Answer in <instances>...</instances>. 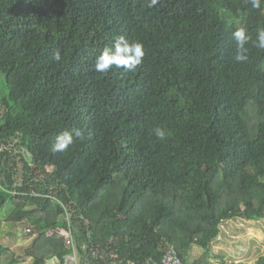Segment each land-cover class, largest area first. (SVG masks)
I'll list each match as a JSON object with an SVG mask.
<instances>
[{
    "label": "trees",
    "instance_id": "obj_1",
    "mask_svg": "<svg viewBox=\"0 0 264 264\" xmlns=\"http://www.w3.org/2000/svg\"><path fill=\"white\" fill-rule=\"evenodd\" d=\"M149 3L0 0V211L10 203V222L38 226L18 251L0 242V264H66L63 230L81 264H160L170 245L183 264H227L213 261L222 225L264 222V50L253 44L264 3ZM239 27L251 36L244 62L232 58ZM120 35L143 44V63L95 72ZM73 129L83 139L53 153Z\"/></svg>",
    "mask_w": 264,
    "mask_h": 264
},
{
    "label": "rangeland",
    "instance_id": "obj_2",
    "mask_svg": "<svg viewBox=\"0 0 264 264\" xmlns=\"http://www.w3.org/2000/svg\"><path fill=\"white\" fill-rule=\"evenodd\" d=\"M0 83V87L2 88V91L0 92L1 94L5 90V83L2 81H0ZM2 114L3 108L0 106V116ZM19 167H21L20 162L17 165V171ZM17 171V177L19 180H22V171ZM11 207H13V205L7 203L0 211V224L3 228V233L0 236V242L13 251H18L20 247L29 246L33 240V236L31 237L24 234H18V226L10 222L8 219ZM28 223H24L22 226L27 225ZM64 232L66 233V230H64ZM212 248L215 251L213 256L216 255V259H218L215 261L216 263H219L222 259H224L227 261V264L234 261H238L239 263L254 264L259 256L264 255V222L243 220L241 218L231 219L222 225L221 234L213 243ZM201 254L202 252L196 248L195 252L192 254V260ZM78 256L76 259L70 256L71 259L70 261H67L66 264H81L82 258ZM2 263L8 264L5 259Z\"/></svg>",
    "mask_w": 264,
    "mask_h": 264
},
{
    "label": "clouds",
    "instance_id": "obj_3",
    "mask_svg": "<svg viewBox=\"0 0 264 264\" xmlns=\"http://www.w3.org/2000/svg\"><path fill=\"white\" fill-rule=\"evenodd\" d=\"M157 3L158 0H150L148 6L154 7ZM246 3H250L253 9L260 10L261 4L264 3V0H246ZM231 38L235 44V52L232 58L236 62L246 61L248 59L249 51L246 45L251 40V36L247 33L245 28L239 27L231 33ZM253 44L256 48L264 50V28L257 29V37ZM144 56L145 50L141 42L129 40L126 36L120 35L110 46H106L99 55L96 56L94 70L100 74H108L114 69H123L124 71L131 72L143 63ZM53 58L56 61L61 60L59 50L56 51ZM156 135L163 139L165 133L162 130L157 129ZM75 139H83L82 133L79 130L73 129L71 131H63L56 136L55 141L51 145V151L53 153H63L74 144ZM23 223L28 222L26 221ZM30 223L31 222L29 221V223L24 226L33 225L34 228L37 226ZM18 224L21 226L23 225L22 223H17L16 226H18ZM19 232L28 236L30 234L20 229ZM35 235L36 233L32 234L33 237Z\"/></svg>",
    "mask_w": 264,
    "mask_h": 264
},
{
    "label": "built area",
    "instance_id": "obj_4",
    "mask_svg": "<svg viewBox=\"0 0 264 264\" xmlns=\"http://www.w3.org/2000/svg\"><path fill=\"white\" fill-rule=\"evenodd\" d=\"M18 143H19V140L15 139V141L12 142V148L16 147V145ZM19 154H23L25 156V159H27L29 156L28 150L23 145H21L19 148L14 149V153H13L14 158H16L18 160V163L19 162L21 163V160H20L21 158L19 157ZM21 165H22V163H21ZM31 165H33V163H31ZM14 175H15L14 177H17L16 172H14ZM24 175L25 174L23 173V179L22 180H19V178H17L15 180L16 182H14V185H12L11 191L13 194L19 193L18 187L20 185H22V182L25 178ZM0 177H1V175H0ZM18 229L23 230L26 233H32L34 226L33 225L21 226L20 224H18ZM62 233L68 236L67 244L73 249V253L70 256L72 258L76 259L78 256V249H77V246L75 244V241H74V238L72 236L71 231H66V233H65L63 230ZM70 256L68 257L69 258L68 261H70V259H71ZM160 264H183V260L181 259V256L177 254V250H176V247L174 245H170L165 249L164 257L162 258V261Z\"/></svg>",
    "mask_w": 264,
    "mask_h": 264
},
{
    "label": "crops",
    "instance_id": "obj_5",
    "mask_svg": "<svg viewBox=\"0 0 264 264\" xmlns=\"http://www.w3.org/2000/svg\"><path fill=\"white\" fill-rule=\"evenodd\" d=\"M18 234L21 235V232H18ZM31 237H32V236H31ZM195 249H196V248H194V252H195ZM197 250H199V251L202 252V250H201L200 248H198ZM214 254H215V253H214ZM214 254H213V255H214ZM191 260H192V257H191ZM216 260H218V259H216V255H215L214 258H213V261H216ZM28 262H29V261H27V262H25V263H22V264H27ZM236 262H238V261H236Z\"/></svg>",
    "mask_w": 264,
    "mask_h": 264
},
{
    "label": "water",
    "instance_id": "obj_6",
    "mask_svg": "<svg viewBox=\"0 0 264 264\" xmlns=\"http://www.w3.org/2000/svg\"><path fill=\"white\" fill-rule=\"evenodd\" d=\"M36 229H38V226H35Z\"/></svg>",
    "mask_w": 264,
    "mask_h": 264
}]
</instances>
